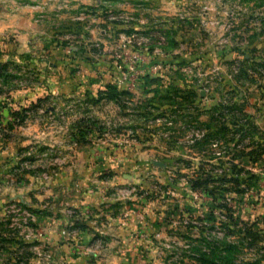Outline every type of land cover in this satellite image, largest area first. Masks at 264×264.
Returning <instances> with one entry per match:
<instances>
[{"label": "rangeland", "instance_id": "1", "mask_svg": "<svg viewBox=\"0 0 264 264\" xmlns=\"http://www.w3.org/2000/svg\"><path fill=\"white\" fill-rule=\"evenodd\" d=\"M80 146L86 187L148 181L124 264H264V0H0V264H79Z\"/></svg>", "mask_w": 264, "mask_h": 264}, {"label": "crops", "instance_id": "2", "mask_svg": "<svg viewBox=\"0 0 264 264\" xmlns=\"http://www.w3.org/2000/svg\"><path fill=\"white\" fill-rule=\"evenodd\" d=\"M68 137V136H67ZM65 137V138H67ZM90 148L80 146L75 149V160L64 167V174L69 179L65 187L70 190L65 197L64 204L68 208H78L81 212H90L91 217L65 218V225L73 227L76 233L69 242L61 245L62 240L56 231L51 229L48 234L54 238L59 250L65 253L69 263L79 264H124L130 262V252L143 246L136 239L137 236H146L148 232V194L146 191L148 181L145 177L136 179L132 175H123L113 182H96V186L86 187L85 176ZM74 153V152H73ZM73 153H68L73 155ZM137 167H134L136 169ZM69 173V174H67ZM72 173L76 179L72 180ZM127 177V179H126ZM116 184H129L140 187L143 184L144 194L137 196L127 190V195H110L109 188ZM75 189V193H74ZM78 194H82L80 197ZM53 240V241H54ZM60 240V243H58ZM66 240V239H65ZM143 240V239H142ZM143 247H146V243Z\"/></svg>", "mask_w": 264, "mask_h": 264}]
</instances>
